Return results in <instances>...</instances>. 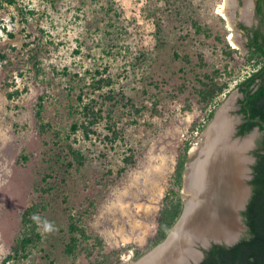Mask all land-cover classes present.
<instances>
[{
  "label": "rangeland",
  "instance_id": "obj_1",
  "mask_svg": "<svg viewBox=\"0 0 264 264\" xmlns=\"http://www.w3.org/2000/svg\"><path fill=\"white\" fill-rule=\"evenodd\" d=\"M224 1L0 0V264L32 201L45 205L41 240L5 264H122L149 250L178 158L196 157L210 110L231 101L237 116L238 84L256 69L229 41ZM214 69L226 89L200 105V79ZM100 76L111 83L97 89ZM87 103L103 118L86 138L71 126ZM71 216L102 240L89 257L64 252Z\"/></svg>",
  "mask_w": 264,
  "mask_h": 264
},
{
  "label": "trees",
  "instance_id": "obj_2",
  "mask_svg": "<svg viewBox=\"0 0 264 264\" xmlns=\"http://www.w3.org/2000/svg\"><path fill=\"white\" fill-rule=\"evenodd\" d=\"M8 1L13 2V0ZM194 25H196V29L198 30L201 28L196 22H194ZM230 49V51H225L227 55L237 52V49ZM245 59L247 63L256 66V69L238 84L241 88L245 83L248 85L247 90L242 89L243 93L247 95V103L246 108H241L244 114V122L239 126L238 133L249 131L256 125L263 132L259 140L260 146L254 152L256 159L251 165L252 177L248 181L251 185V195L245 209L241 211L243 221L248 229L246 235L242 236L233 245L225 246L213 243L199 264H264V127L261 124L252 122L247 117V112H249L250 119H260L264 122V49L257 46L246 54ZM97 73L99 74L100 72L97 71ZM221 75L219 69H214L210 73L205 72L203 74V79H200V86L196 90V101L198 104L206 106L225 91L227 83L221 80ZM257 77L258 81L256 82L255 79ZM110 83V78L100 76L94 79L92 85L99 89L103 85H109ZM18 93V90L13 92L16 95ZM11 95L12 93L8 94V96ZM244 101L245 97L241 102L243 103ZM41 108L40 98L35 111V117L38 121V128L43 132L45 124L41 120ZM82 113L84 119L79 123L72 124L71 129L76 131L81 128L83 135L87 138L91 133H94L93 126L103 118L102 108H96L95 105L87 103L83 105ZM212 116L213 110H210L207 120ZM115 136L116 133L113 131V137ZM66 147L68 155L72 157V161L68 164L72 166L75 163L77 168L81 166L83 164L82 153L77 148H74L71 143L67 144ZM124 159L127 162H131V157L129 156ZM185 162L186 155L178 158L171 181L172 186L168 188L164 196L163 205L157 220V230L154 237L149 240L146 246L147 250L165 238L169 228L175 223L181 213L183 201L179 194V188L182 184ZM44 209L45 205L39 201H32L23 209L21 213L22 232L14 241L9 252L2 257L1 264L17 261L21 257H25L26 251L40 242L39 221ZM80 221L81 218L79 216L70 217L68 225L69 238L65 244L64 252L73 256L76 255L78 250H82L89 257L93 254L94 249L102 245V240L97 236L93 237L89 234L87 229L79 224ZM91 240V244L87 245ZM139 255L136 254V257Z\"/></svg>",
  "mask_w": 264,
  "mask_h": 264
},
{
  "label": "water",
  "instance_id": "obj_3",
  "mask_svg": "<svg viewBox=\"0 0 264 264\" xmlns=\"http://www.w3.org/2000/svg\"><path fill=\"white\" fill-rule=\"evenodd\" d=\"M229 103H231V101L223 103L215 111L212 120L209 122L207 127L213 122L219 111L228 114L229 108H226V106H228ZM247 113V116L250 118V113ZM231 117L232 126L229 134V142L236 141L239 145H241L242 141H244L245 144L241 145L242 148L237 149L233 155H219L220 161L224 160V169L222 171V175L225 174L226 177H221L224 179V183H227L224 190H220L218 194L215 193L214 195L198 193L197 195L195 194V196L190 195V193L186 191V175L190 172L191 165L196 162L198 163L202 156L201 150H198L196 157H194V159L190 160L184 166L183 183L184 189L186 190L185 192L183 190L180 192L183 205L179 217L169 228L165 238L161 242L153 246L140 258L131 263H141L142 260L149 255H152L157 250H160L164 248V246H168L174 242L172 239L174 236L177 237L178 235L177 229L182 217L185 214L188 203H192L193 206H198L200 208L198 220L194 221L191 226H188L183 234V238H189L187 242L188 249L194 254V256H185L182 251V259L179 264H198L203 258L202 251L207 249L211 244H223L225 246L233 245L242 236L246 235L248 227L243 221L241 211L245 209L248 199L251 195V185L248 181L252 177L251 165L255 161V157L251 154V150L254 147L253 138L257 135L259 126L256 125L252 132L246 134H237L236 125L240 121V116ZM250 120L254 123L261 124L264 127V122L262 120ZM204 142H202L201 145H203ZM208 158L210 161V156H208ZM180 234L181 233H179V235ZM178 255H181V253L179 252V254H173L172 259L178 257Z\"/></svg>",
  "mask_w": 264,
  "mask_h": 264
},
{
  "label": "bare ground",
  "instance_id": "obj_4",
  "mask_svg": "<svg viewBox=\"0 0 264 264\" xmlns=\"http://www.w3.org/2000/svg\"><path fill=\"white\" fill-rule=\"evenodd\" d=\"M228 4L229 0H225L224 5H221V8H218V11L227 20L228 28L233 31V21L231 15L227 10ZM228 38L233 47L239 46V43L233 39V32L229 35ZM227 107L229 108L230 106H226V108ZM231 126L232 117L227 113H222L221 111H219L213 122L205 130V142L203 141V145H201L200 147L198 146L202 154L201 159L198 163L196 162L191 165L190 172L186 175L185 187L187 190H185L190 193V195L195 196V194L197 195L198 193L214 195L215 193L218 194L220 190H224L227 184L224 183V179L221 178L226 177L225 174L222 175V171L224 169V160L220 161L219 155H233L237 149L242 148L241 145L245 144L244 141H242L241 145H239L236 141L229 142ZM208 156H210V161ZM199 211L200 208L198 206H193L192 203H188L185 214L182 217L177 229L178 235L177 237L174 236L175 238L173 237L172 239V241L174 242L169 244L168 246H164V248L160 250H157L152 255H149L148 257L143 259L141 263L137 264H179L182 259V251L185 256H194V254L191 253L188 249L187 242L189 238H183V234L188 226H191L194 221L198 220ZM179 233L181 234L179 235ZM179 252L181 253V255H178V257L172 259L173 254H179ZM122 264L136 263L125 262Z\"/></svg>",
  "mask_w": 264,
  "mask_h": 264
},
{
  "label": "flooded vegetation",
  "instance_id": "obj_5",
  "mask_svg": "<svg viewBox=\"0 0 264 264\" xmlns=\"http://www.w3.org/2000/svg\"><path fill=\"white\" fill-rule=\"evenodd\" d=\"M229 3L230 8H232L230 15L233 21V31L235 38L239 42L241 48L246 53H248L250 50H254L257 46H260L264 49V0H229ZM228 30L230 29L228 28ZM255 81H258V77L255 79ZM242 89L247 90L248 85L245 83L242 85V88L241 86L237 87V93L239 96L233 104L236 115L240 116V121L236 125L237 134H246L252 132L255 127H252V129L244 133H238L239 126L244 122V114L241 111V108H246L247 103V95L243 93ZM244 97L245 101L242 103L241 100L244 99ZM248 119L250 120L249 117ZM262 134L263 132L259 129L257 135L255 136V140L253 141L254 147L251 150V154L254 157V152L257 151L260 146L259 140L262 137ZM211 245L202 251L203 258L205 257L206 251H208ZM203 258L199 261V263L203 260Z\"/></svg>",
  "mask_w": 264,
  "mask_h": 264
}]
</instances>
